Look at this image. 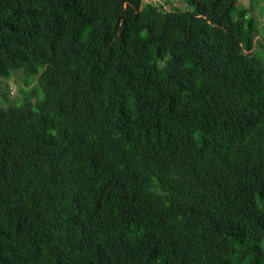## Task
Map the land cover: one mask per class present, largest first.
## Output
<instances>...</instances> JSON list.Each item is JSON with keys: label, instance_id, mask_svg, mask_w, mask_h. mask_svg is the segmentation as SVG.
Instances as JSON below:
<instances>
[{"label": "trees", "instance_id": "1", "mask_svg": "<svg viewBox=\"0 0 264 264\" xmlns=\"http://www.w3.org/2000/svg\"><path fill=\"white\" fill-rule=\"evenodd\" d=\"M173 1L0 0V264H264L258 18Z\"/></svg>", "mask_w": 264, "mask_h": 264}, {"label": "rangeland", "instance_id": "2", "mask_svg": "<svg viewBox=\"0 0 264 264\" xmlns=\"http://www.w3.org/2000/svg\"><path fill=\"white\" fill-rule=\"evenodd\" d=\"M164 3L166 0H153ZM243 4L250 7L254 15L258 18L259 25L256 28L255 34V51H261L262 48L260 44L264 43V0L263 1H253V0H240ZM167 9L173 8H187L186 0H174L173 4H167ZM248 51L247 49H245ZM30 81L26 84L25 74L22 70H14L10 78L0 77V105H5L6 99L8 97L11 101L17 102L23 94L22 88H32L35 84H38V77L33 76Z\"/></svg>", "mask_w": 264, "mask_h": 264}]
</instances>
